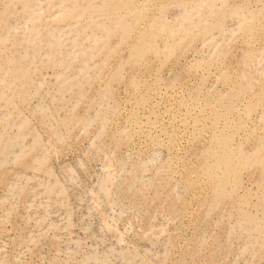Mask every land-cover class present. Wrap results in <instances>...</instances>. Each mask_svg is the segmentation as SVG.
<instances>
[{
    "label": "rangeland",
    "instance_id": "obj_1",
    "mask_svg": "<svg viewBox=\"0 0 264 264\" xmlns=\"http://www.w3.org/2000/svg\"><path fill=\"white\" fill-rule=\"evenodd\" d=\"M0 264H264V0H0Z\"/></svg>",
    "mask_w": 264,
    "mask_h": 264
}]
</instances>
